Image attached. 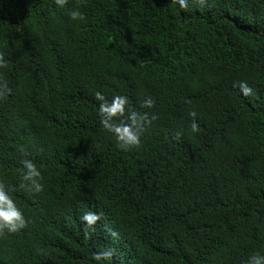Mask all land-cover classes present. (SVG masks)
Masks as SVG:
<instances>
[{
  "label": "trees",
  "instance_id": "obj_1",
  "mask_svg": "<svg viewBox=\"0 0 264 264\" xmlns=\"http://www.w3.org/2000/svg\"><path fill=\"white\" fill-rule=\"evenodd\" d=\"M0 57L12 89L0 100V184L27 221L0 235V264L264 253V0H0ZM97 90L156 116L139 146L117 148ZM26 159L39 193L22 179Z\"/></svg>",
  "mask_w": 264,
  "mask_h": 264
},
{
  "label": "clouds",
  "instance_id": "obj_2",
  "mask_svg": "<svg viewBox=\"0 0 264 264\" xmlns=\"http://www.w3.org/2000/svg\"><path fill=\"white\" fill-rule=\"evenodd\" d=\"M181 9H187L188 0H176ZM205 0H200L203 4ZM67 0H55V4L59 8H63ZM73 21L84 22L86 15L79 9L72 10L68 13ZM7 64L0 57V69L6 68ZM240 91L247 96L252 89L245 83H239ZM12 94V89L6 81L0 80V100ZM95 100L99 102L98 115L99 123L102 128L112 135L116 146L122 151H128L140 145L141 133L145 125L151 124L152 120L156 119L155 115L149 116L147 112H137L133 110L128 104V98L123 95H114L109 102L104 93L97 90L94 93ZM154 101L150 98L142 101V106L151 108ZM192 117L191 130L193 133L198 131L196 122L197 113L190 111L188 113ZM23 167L25 169L22 179L27 182L30 190L39 193L43 191L44 185L40 182L42 180L41 170L31 160H23ZM24 186V185H22ZM82 220L91 224L95 220V216L91 213H85ZM27 221L25 220L23 211L18 207L11 194L5 189L3 184H0V235L7 233H17L25 228ZM101 255L108 256L109 253L96 254L94 259L99 260ZM245 264H264V253L254 251L249 255Z\"/></svg>",
  "mask_w": 264,
  "mask_h": 264
}]
</instances>
